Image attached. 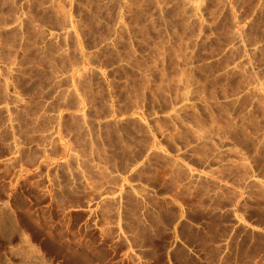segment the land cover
<instances>
[{"label": "rangeland", "instance_id": "1", "mask_svg": "<svg viewBox=\"0 0 264 264\" xmlns=\"http://www.w3.org/2000/svg\"><path fill=\"white\" fill-rule=\"evenodd\" d=\"M70 61L92 148L26 175L0 143V264H264V0H0V138Z\"/></svg>", "mask_w": 264, "mask_h": 264}, {"label": "crops", "instance_id": "2", "mask_svg": "<svg viewBox=\"0 0 264 264\" xmlns=\"http://www.w3.org/2000/svg\"><path fill=\"white\" fill-rule=\"evenodd\" d=\"M84 65L81 61L34 65L36 69H43L46 71L44 74L51 76V79L47 77L50 84L57 83L65 77H68L69 83L66 86L54 85L53 88L52 84H49L37 91L40 93V96L34 98L35 104L38 105L37 109L10 108L7 111L2 128L9 131V136L0 138V143L4 148L13 151L14 156L8 157L13 158V168L17 173L26 175L41 173L45 168L64 164L76 158L79 151L92 148L90 126L92 122L97 121L98 116L85 108L91 106L92 97L88 95L87 89L80 87L75 83L76 79H73L74 71L83 69ZM58 70L61 72L57 73ZM111 180H116L117 189L121 187L126 191L129 184L140 183L138 179L131 178L128 172L118 178L112 176ZM103 187L105 193L100 194V197L114 195L112 190L114 186H111L110 191L106 186ZM137 192L139 196L140 190L137 189ZM158 197L167 198L170 195L160 194ZM181 228L180 225H176L170 230L178 238V241L175 239L171 242L168 254L170 258L175 254L177 246L192 253V245L181 238Z\"/></svg>", "mask_w": 264, "mask_h": 264}]
</instances>
